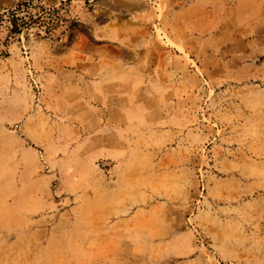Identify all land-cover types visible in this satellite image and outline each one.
<instances>
[{
    "label": "rangeland",
    "instance_id": "rangeland-1",
    "mask_svg": "<svg viewBox=\"0 0 264 264\" xmlns=\"http://www.w3.org/2000/svg\"><path fill=\"white\" fill-rule=\"evenodd\" d=\"M0 264H264V0H0Z\"/></svg>",
    "mask_w": 264,
    "mask_h": 264
},
{
    "label": "crops",
    "instance_id": "crops-1",
    "mask_svg": "<svg viewBox=\"0 0 264 264\" xmlns=\"http://www.w3.org/2000/svg\"><path fill=\"white\" fill-rule=\"evenodd\" d=\"M104 29H106V28H105V27H103V28H102L100 31H101V32H103V31H104Z\"/></svg>",
    "mask_w": 264,
    "mask_h": 264
},
{
    "label": "bare ground",
    "instance_id": "bare-ground-1",
    "mask_svg": "<svg viewBox=\"0 0 264 264\" xmlns=\"http://www.w3.org/2000/svg\"><path fill=\"white\" fill-rule=\"evenodd\" d=\"M106 97V96H105Z\"/></svg>",
    "mask_w": 264,
    "mask_h": 264
}]
</instances>
